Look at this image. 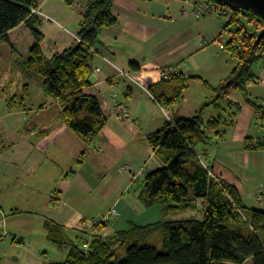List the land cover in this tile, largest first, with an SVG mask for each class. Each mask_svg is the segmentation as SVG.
Wrapping results in <instances>:
<instances>
[{
  "label": "crops",
  "instance_id": "obj_1",
  "mask_svg": "<svg viewBox=\"0 0 264 264\" xmlns=\"http://www.w3.org/2000/svg\"><path fill=\"white\" fill-rule=\"evenodd\" d=\"M51 1L38 3L40 12L51 18L40 17L37 26L45 37L43 51L47 58L79 45V27L89 0L80 3L71 31L60 27L58 20L73 19L67 12L69 8ZM181 9L184 7L170 0L114 1L112 13L118 22L100 33L92 74L97 79L83 89L84 95L100 101L107 118L105 130L93 144H87L66 126L61 118L62 105L48 97L42 88L41 92L28 84L26 94L23 91L14 95L20 101L16 111L9 106L10 97L0 92V246L10 236L5 220L7 212L13 217L32 212L44 218V227L47 221H53L68 232L73 226L70 219L75 216L99 217L113 210L118 212L114 220L116 229L108 221H95L100 224L90 225L88 238L98 233L109 237L123 234L133 226L156 225L146 217L152 212L165 214L163 208L147 209L140 201L146 176L165 168L149 136L176 119L198 115L205 122L214 119L223 122L219 131L209 134L211 143L199 148L213 175L234 186L248 208L264 211V148L256 149V144L264 142V119L242 93L239 101L233 100L239 93L231 97L233 103L219 98L221 85L234 71L228 67V58L223 53L228 52L225 48L228 40L223 38L228 24L210 17H185ZM20 29L10 33L16 48L10 52L16 57L26 56L29 50ZM7 47L0 43V53L4 49L9 51ZM2 60L0 56V64ZM134 63L140 68L138 72L131 67ZM95 69L100 71L95 73ZM261 69L259 78L264 81V66ZM168 70L173 71L170 79L182 75L187 88L181 102L163 107L151 90H158L165 80H170L163 77ZM123 72L134 74L142 85L128 80ZM194 77L200 79H191ZM176 85L172 81L165 86ZM248 89L253 100L254 93ZM120 108L128 111V120L120 117ZM126 168L130 171L125 172ZM118 171L120 176L116 179ZM31 200L38 212L30 211ZM22 204L28 208L21 207ZM203 205L199 202L197 211ZM174 221L179 219L174 217L166 223Z\"/></svg>",
  "mask_w": 264,
  "mask_h": 264
},
{
  "label": "trees",
  "instance_id": "obj_2",
  "mask_svg": "<svg viewBox=\"0 0 264 264\" xmlns=\"http://www.w3.org/2000/svg\"><path fill=\"white\" fill-rule=\"evenodd\" d=\"M114 1L89 0L78 32L82 42L47 58L43 51L45 37L37 29L40 17L32 14L38 3L0 0V43L9 45L11 50L16 49L10 33L22 27L19 33L29 50L24 61L19 62L21 71L28 80L39 81L46 95L62 105L63 122L87 144L96 142L107 126L100 101L84 95L83 89L92 84L90 78L96 55L92 50L99 49L100 33L118 22L112 13ZM248 13L251 20L256 19L262 24V28L246 32L240 19L233 17V22L239 23L240 28L231 32L232 37L225 48L238 64L218 92L219 98H227L229 103H233L231 97L234 94L242 93L264 119V107L251 100L248 89L260 79L253 69L264 60V38L256 45L264 21ZM229 27L230 24L225 31ZM131 67L135 72L140 70L135 63ZM172 81L177 82L175 87L165 86ZM164 84L158 90H151L161 106L176 105L183 100L187 85L182 75L173 76ZM19 102L17 96L10 99L12 111L18 109ZM238 107L241 109L240 105ZM222 124L219 119L205 122L198 115L191 119H176L149 136L165 168L146 176L141 203L147 209L161 206L166 214H175L197 211L198 203L203 202L202 220L160 225L163 227L161 249L141 244V234L154 226H133L129 232L108 238L98 233L81 241L73 239L64 226L47 221L48 240L66 254L63 263L51 264H264V241L260 237L264 232V211L248 208L238 190L214 176L212 168L199 154L200 147L211 143L209 134L219 131ZM259 148H264V142L256 144V149Z\"/></svg>",
  "mask_w": 264,
  "mask_h": 264
},
{
  "label": "rangeland",
  "instance_id": "obj_3",
  "mask_svg": "<svg viewBox=\"0 0 264 264\" xmlns=\"http://www.w3.org/2000/svg\"><path fill=\"white\" fill-rule=\"evenodd\" d=\"M35 3H39V0H33ZM41 1V0H40ZM53 2L57 3H64L65 7L69 8L67 12L70 13V15L73 16V19H71L69 22H65L58 18L59 22H61L63 28L68 29L71 31L73 29L74 23L72 24L73 20H75L77 16V12L80 11V3L83 2V0H76V4H70V0H52ZM51 1V2H52ZM171 3H179L182 6L185 7L187 10H190L189 6H184L180 0H170ZM244 13L242 15V13ZM181 15H183L182 9H181ZM248 12H244L243 10H233L231 8H226V13L223 16H210L211 20H216L221 22V24H230V27L226 30L223 31L224 34V39L225 40H230L232 37L231 32H235L240 28L239 23L233 22V17L234 19H237L240 23L246 27V32H253L254 30H257V28H262V24L258 22V20L254 19L251 20V18L248 16ZM191 17V16H188ZM194 18V17H193ZM204 18V17H202ZM209 18V17H208ZM197 19V18H195ZM51 20V18H50ZM54 26L60 28L56 24ZM224 27V26H223ZM243 28V27H242ZM243 34V32H242ZM29 36V35H28ZM9 51L4 49L0 53L1 58L3 59L0 64V84H3L2 87H0V92H4L7 94L9 99L13 98L12 96L16 94H21L23 91H25V87L28 88V84H33L36 86V90H41L42 92V87L41 83L38 81H31L28 80L24 74H22L20 67H19V62L21 60L24 61V57L22 54L18 55L17 57L15 53L10 52L11 49L7 47ZM23 53L22 51H20ZM227 60L229 61L228 67L230 69H235L238 62L236 59L231 57L230 53L224 52ZM15 54V55H14ZM5 62H9L11 65L8 66L9 64H6ZM264 66V60L261 61L259 64H257L254 67V72L256 74L262 76V67ZM12 68V69H11ZM19 69V70H18ZM18 71V72H17ZM260 72V73H259ZM261 78L256 84L250 85L249 88L252 93H254L252 96V99L254 102L258 103L259 105H263L264 103V81ZM216 81V80H213ZM8 82V84L6 83ZM7 85H6V84ZM27 92L25 91V94ZM44 94V93H42ZM198 91L193 92V96H197ZM45 96V94H44ZM194 97V100H195ZM242 98L241 93L237 94L236 96L233 97L234 101H239V99ZM19 106V105H18ZM231 114V113H230ZM210 165V164H209ZM129 167V166H127ZM126 171H130V168H126ZM132 174V173H131ZM120 176L119 171L116 172V179ZM109 179H112V176L109 177ZM134 191V190H133ZM133 191L132 195H133ZM33 200H31V207H29L30 211H39L38 208L33 209ZM25 204H22L21 207H26L24 206ZM58 206V205H56ZM55 207H51V209L54 210ZM61 208V207H60ZM205 205L200 207V211H195V212H188V214L185 213H175L172 214L171 216H168V214H160V213H154L152 212L149 216L146 217V219L150 218L151 221H154V223H157L154 225V227L145 233L141 234L143 236V241L142 245H151L155 246L161 249V242H162V233H163V227L160 226L166 221H171L174 217H177V219L180 220H190V219H195V220H202L203 219V211H204ZM24 209V208H23ZM59 208L56 209V211H52L51 214H55ZM21 210V209H20ZM22 211V210H21ZM92 212H89V215ZM107 213V212H106ZM108 214V213H107ZM103 214L99 217L95 216H85V218H80L78 216H75V218H71L70 221H72L71 226L72 230H69V235L73 239H80L85 240L91 234V228L90 225L93 224L95 221L102 222V221H108L111 223L110 225L116 229L115 219L116 217H111L110 213ZM94 215V214H91ZM7 217L5 218L6 223L8 224L10 236L6 238L3 242H5L2 246H0V264H51V263H63L66 259V254L60 250L59 247L54 245L48 240L47 232L44 227V218L43 217H38L34 214H28V213H22L19 215V217H13L10 212H7ZM105 218L107 220H105ZM85 219V221H84ZM119 220V219H118ZM84 221V222H83ZM98 222H95L96 224ZM94 224V225H96ZM100 224V223H98ZM85 232V234H82V232ZM140 233V232H138ZM85 235V236H84ZM103 237H109V235L102 234ZM139 236V235H138ZM260 237L264 241V232L260 233ZM121 252H123V247H120ZM231 264V263H227Z\"/></svg>",
  "mask_w": 264,
  "mask_h": 264
},
{
  "label": "built area",
  "instance_id": "obj_4",
  "mask_svg": "<svg viewBox=\"0 0 264 264\" xmlns=\"http://www.w3.org/2000/svg\"><path fill=\"white\" fill-rule=\"evenodd\" d=\"M180 2H182L184 4V6H189L190 10H187L185 7L183 9V16L188 17H194V18H202V17H210V16H223L226 13V8L227 6H224L222 4H220L217 1L214 0H180ZM229 8V7H228ZM32 14L33 15H37L39 17H46L47 20H50V18L48 16H45L44 14H42L40 12V10L37 9H32ZM243 15V13H242ZM240 19V18H239ZM241 20V19H240ZM264 30V29H263ZM78 43H81L82 40L80 38L77 39ZM94 54H98V50L97 49H93L92 50ZM105 60L112 64L113 63L111 61H109L107 58H105ZM100 70L99 69H95L94 72L98 73ZM128 80L142 85L140 80H138L136 78V76L132 73H122ZM173 74L172 70H168L167 72H163V77L165 79H170L171 75ZM119 115L123 120H128L130 118V115L128 113V111L125 108H120L119 110ZM262 197V196H261ZM261 199V198H260ZM111 217H117L118 216V212L116 210H113L110 214Z\"/></svg>",
  "mask_w": 264,
  "mask_h": 264
},
{
  "label": "water",
  "instance_id": "obj_5",
  "mask_svg": "<svg viewBox=\"0 0 264 264\" xmlns=\"http://www.w3.org/2000/svg\"><path fill=\"white\" fill-rule=\"evenodd\" d=\"M220 4L235 10H243L250 12L256 17L264 21V0H216ZM264 38V30L258 36L256 45H258ZM96 76L90 78L91 83H95Z\"/></svg>",
  "mask_w": 264,
  "mask_h": 264
},
{
  "label": "bare ground",
  "instance_id": "obj_6",
  "mask_svg": "<svg viewBox=\"0 0 264 264\" xmlns=\"http://www.w3.org/2000/svg\"><path fill=\"white\" fill-rule=\"evenodd\" d=\"M237 11V10H236ZM242 13V12H241ZM244 14V13H243Z\"/></svg>",
  "mask_w": 264,
  "mask_h": 264
}]
</instances>
